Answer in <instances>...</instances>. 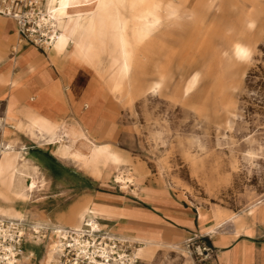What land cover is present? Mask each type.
Here are the masks:
<instances>
[{"label": "crops", "instance_id": "obj_1", "mask_svg": "<svg viewBox=\"0 0 264 264\" xmlns=\"http://www.w3.org/2000/svg\"><path fill=\"white\" fill-rule=\"evenodd\" d=\"M71 49L19 44L15 23L0 16V216L60 227L92 217L105 231L149 247L145 263L157 248L179 247L164 244L200 237L215 252L209 264H264V202L247 216L213 211L133 165L121 147L128 129L106 79L110 65ZM40 174L45 195L33 207Z\"/></svg>", "mask_w": 264, "mask_h": 264}, {"label": "rangeland", "instance_id": "obj_2", "mask_svg": "<svg viewBox=\"0 0 264 264\" xmlns=\"http://www.w3.org/2000/svg\"><path fill=\"white\" fill-rule=\"evenodd\" d=\"M111 1L118 11L113 37L127 34L138 42L136 63L124 66L115 40L107 53L92 49L87 58H104L107 80L119 74L143 90L158 84L133 105L120 102L128 129L121 147L133 165L198 205L247 216L264 202V0H150L138 11L131 4L142 0ZM88 23L93 36L95 22ZM39 180L28 203L33 207L45 195L41 174ZM164 245L179 247L157 248L151 262L141 264L211 262L200 263L181 242ZM27 251L36 255L32 264H40L43 248Z\"/></svg>", "mask_w": 264, "mask_h": 264}, {"label": "built area", "instance_id": "obj_3", "mask_svg": "<svg viewBox=\"0 0 264 264\" xmlns=\"http://www.w3.org/2000/svg\"><path fill=\"white\" fill-rule=\"evenodd\" d=\"M0 16L12 20L19 44L51 51L62 31L50 16L47 0H0ZM17 54L13 48L12 56ZM122 189V187H120ZM43 248V258L52 248L50 264H141L138 250L143 246L129 238L105 231L95 218H84L79 227L36 224L0 216V264H32L36 255L27 246ZM200 263L212 261L215 252L202 238L186 242Z\"/></svg>", "mask_w": 264, "mask_h": 264}, {"label": "bare ground", "instance_id": "obj_4", "mask_svg": "<svg viewBox=\"0 0 264 264\" xmlns=\"http://www.w3.org/2000/svg\"><path fill=\"white\" fill-rule=\"evenodd\" d=\"M148 1L150 0L133 1L131 8L132 10L138 11L139 9H142V7L139 8L140 4H144L145 6V3ZM215 1L219 2L221 0ZM47 8L50 16L56 21L59 29L62 31L53 47L57 51L61 48H67V46L71 44L72 49L70 51L72 55L76 54L86 60L88 53H90V51L92 52V49L99 50L102 53H107L115 40L116 45L121 48V57L123 59L124 66L129 69L136 63V58L138 56H135L134 48L139 46L138 42L132 41L127 34L118 39L113 37L116 28V17L118 16V11L116 4L111 0H47ZM58 11L62 17L66 18L62 29L60 24L63 19L58 14ZM90 18H92L95 22L93 36H90L89 34L88 21ZM103 59L104 58H101V61H103ZM108 80L113 82L112 88L110 87L112 89L111 93L116 94L117 97L121 99L122 103L125 99H127L130 105H133L138 96L145 91L150 90L155 92L158 85L153 83L149 86V88L143 90V88L140 87L139 82L133 84L134 79L132 80V78L127 82L123 80L119 74ZM145 246L146 245L143 243V246L139 248L138 256L140 258L149 259L148 253L150 249ZM54 258V252L51 248L44 257L46 261L45 264H50ZM40 264L42 263L40 262Z\"/></svg>", "mask_w": 264, "mask_h": 264}]
</instances>
